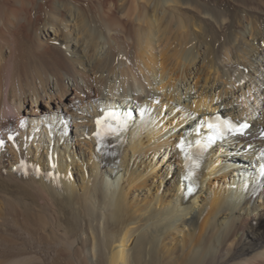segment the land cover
<instances>
[{"label":"bare ground","instance_id":"6f19581e","mask_svg":"<svg viewBox=\"0 0 264 264\" xmlns=\"http://www.w3.org/2000/svg\"><path fill=\"white\" fill-rule=\"evenodd\" d=\"M41 1L0 0V264H264V1L248 21L251 52L231 58L187 50V28L158 35L154 6L122 9L146 25L128 44L103 31L119 22L113 8L87 22L64 0ZM181 3L172 10L193 32L210 24L209 10ZM216 115L249 128L211 142ZM97 121L117 125L100 147ZM197 143L190 180L182 153ZM21 162L38 176L19 174ZM226 171L238 179L208 191Z\"/></svg>","mask_w":264,"mask_h":264},{"label":"rangeland","instance_id":"374dc122","mask_svg":"<svg viewBox=\"0 0 264 264\" xmlns=\"http://www.w3.org/2000/svg\"><path fill=\"white\" fill-rule=\"evenodd\" d=\"M65 2H67L71 7L73 8H78L79 11H81V14L83 15V17L86 19L87 22H91L92 19L93 20H97L99 19V13L97 12V10H104V12L108 11L109 9H112L113 8V14L109 17V18H112V19H115L114 22H118V23H114V24H111V26H109V28L103 26L102 28L103 31H111V28L113 29V32L111 31V33H114L116 34L118 37H120V41H122L123 43H128L129 44V38L132 36L133 34V30L132 29H137V31L140 33L142 30H145L146 28V25H143L139 22H133L131 23L130 22H127L126 21V16L125 15H122V13L124 11H122V9L125 10V8H130V7H140L142 8V10H146L148 7H156L160 10V13L156 16L157 18V22H156V29L158 30V35L159 34H171V36H177L179 35L181 32H183L182 34H185L184 31H187V29L192 32V35L194 36V40L191 41V44L189 43L187 46H186V49L187 50H191L192 52H196L199 53V49L197 46V43H198V46H200V48L202 46H204L205 48L209 49V50H212L210 52H213L211 53L212 56H215L216 53L217 55L219 56H222L223 58H231L233 57L234 55L236 54H240V53H250L251 52V45L249 44L250 43V39L254 36L252 34H255L254 30L252 29L254 27V22L251 19V16L253 13L251 12H259L261 9H262V2L264 0H64ZM171 1V2H170ZM195 1V2H194ZM230 1V2H229ZM236 1V2H234ZM239 1V2H238ZM247 1H251V2H247ZM262 1V2H261ZM41 2H44V0H42ZM120 2H122V4H120ZM148 2V3H147ZM168 2H170L168 4ZM180 2V3H179ZM181 2H184V3H190L189 5H191V7H194L195 9L197 10H200V9H207L209 10V14L211 16V20H210V24L209 25H202V26H199V27H196L197 28V32L194 30L193 32V29L191 28V24L189 25V23H191L190 21H192L193 18H190V14L189 13H186V14H178L176 12H174L172 9H175L178 8L179 6L182 5ZM130 3V4H129ZM243 3V4H242ZM261 3V4H260ZM129 4V5H128ZM138 4V5H137ZM145 4V5H144ZM177 4V5H176ZM221 4V5H220ZM227 4V5H226ZM253 6H252V5ZM256 4V5H254ZM121 5V7H120ZM132 5V6H131ZM168 5V6H167ZM216 5V6H215ZM198 6V7H197ZM245 6V7H244ZM101 7V8H100ZM250 7V8H249ZM168 8V9H167ZM181 8V7H179ZM86 9V10H85ZM119 9V10H118ZM164 9V10H163ZM246 9V10H245ZM84 10V11H83ZM162 10L165 11L164 15H162ZM248 11V12H247ZM91 12V13H90ZM122 12V13H121ZM218 12V13H217ZM247 12V13H246ZM47 13L51 14V10L49 9L47 11ZM216 13V14H215ZM102 14V13H101ZM124 14V13H123ZM198 14V13H196ZM232 14V15H231ZM250 14V15H249ZM143 15V16H142ZM161 15V16H160ZM216 17H215V16ZM217 15H220V16H223V17H220L219 19L217 18ZM102 16V15H101ZM105 17H107V14H104ZM125 18H124V17ZM136 16L137 15H133L132 19H136ZM198 16V15H197ZM196 16V17H197ZM236 16V17H235ZM59 19H61V22H65L67 20V16L65 13H61L59 16ZM87 17V18H86ZM103 17V16H102ZM141 18L145 17V14H141L140 16ZM151 17V16H150ZM161 17V18H160ZM227 17V18H226ZM239 17V19H238ZM246 17V18H245ZM248 17V18H247ZM104 18V17H103ZM122 18V19H121ZM124 18V19H123ZM155 18V17H154ZM166 18L169 20H171V22L168 24L167 22H163V20ZM171 18V19H170ZM174 18V19H173ZM235 18V19H234ZM237 18V19H236ZM245 18V19H244ZM89 19V20H88ZM148 19H149V16H148ZM188 19V20H187ZM213 19V20H212ZM224 19V20H223ZM176 20V21H175ZM187 20V21H186ZM214 20H215V24H214ZM219 20V21H218ZM223 20V21H222ZM246 20V22H245ZM175 23H174V22ZM217 21V22H216ZM226 21V22H225ZM236 21V23H235ZM250 24L252 25L253 24V27L249 30V22ZM126 22V23H125ZM177 22V23H176ZM188 22V23H187ZM223 22V24L221 23ZM232 22V23H231ZM159 23V25H158ZM167 24L169 26H165L164 25ZM181 23V25H180ZM185 23V24H184ZM227 23V24H226ZM231 23V24H230ZM116 24H117V27H116ZM119 24V25H118ZM219 24V25H218ZM236 24V25H235ZM113 25V27H112ZM140 25L143 27H140ZM164 25V26H163ZM172 25V26H171ZM177 25V27H176ZM217 25V27H216ZM239 25V26H237ZM115 26V27H114ZM159 26V27H158ZM186 26V27H185ZM207 26V28H206ZM224 27L221 28V27ZM231 26V27H230ZM235 26V27H234ZM247 26V27H246ZM120 27V28H118ZM173 28V27H176L174 29H166V28ZM205 27V28H204ZM219 27V28H218ZM118 28V29H117ZM145 28V29H144ZM159 28V29H158ZM178 28H183V30L181 29L178 30ZM187 28V29H186ZM211 30H210V29ZM230 28V29H229ZM241 28V29H240ZM90 29H92V33H94L93 30L96 31V29H94V26H90ZM115 29V30H114ZM124 29V31H123ZM166 31H164V30ZM202 29H204V31H202ZM210 31H209V30ZM239 29V30H238ZM245 29H246V32L249 33V31L251 32V36L250 35H245ZM248 29V30H247ZM41 30V29H40ZM253 30V31H251ZM109 31V32H110ZM172 33H171V32ZM180 31V32H179ZM208 31V32H207ZM222 31V32H221ZM165 32V33H164ZM237 32V33H236ZM254 32V33H253ZM103 35V32H101ZM120 33L122 35H120ZM144 32H142L143 34ZM190 33V32H188ZM120 36H119V35ZM181 34V35H182ZM204 34V35H202ZM207 34V35H206ZM230 34V35H229ZM243 36H242V35ZM126 35V36H125ZM134 35V34H133ZM156 35V34H155ZM191 35V36H192ZM236 35V36H235ZM238 35V36H237ZM144 36H146V33L145 35L143 34L141 37L143 38ZM170 36V35H169ZM170 36V37H171ZM192 36V37H193ZM197 36V37H196ZM235 36V37H233ZM157 37V36H156ZM196 37V39H195ZM242 37V39H240ZM145 38V37H144ZM244 38V39H243ZM123 39V40H122ZM247 39V41L245 40ZM233 40V41H232ZM125 41V42H124ZM243 43H242V42ZM237 42V43H236ZM193 43V44H192ZM239 43V44H238ZM248 43V45H247ZM177 44H179L178 42L174 43V47L177 46ZM220 44V45H219ZM242 44V46L240 45ZM245 44V45H244ZM191 45V47H190ZM193 45V46H192ZM211 45V46H210ZM257 45V44H255ZM235 46V47H234ZM243 49H242V48ZM250 47V48H249ZM182 48V49H181ZM230 48V49H229ZM235 48V49H234ZM178 51L181 50V52H185V54L187 53L186 49L184 47H178L177 48ZM224 49V50H223ZM229 49V50H228ZM241 49V50H240ZM226 50V51H225ZM245 50V52H244ZM224 51V52H223ZM231 51V53L229 54V52ZM235 51H239V52H235ZM227 52V54H226ZM224 53V54H222ZM235 53V54H234ZM247 53V54H248ZM214 54V55H213ZM226 54V55H225ZM231 55V56H230ZM209 58V63L211 62V57ZM227 56V57H226ZM264 65V61L262 63ZM241 68V69H240ZM239 69L242 73L244 74H248V69H245L243 70V67L241 66ZM264 69V68H263ZM258 79H256V86L257 84L259 85V83L261 82V78H259V80L257 81ZM193 82H196L197 84H201V81H200V75H198V77L194 78ZM134 91L136 93H140L139 89L137 87H135ZM254 93H252V97H253ZM131 97V96H128V98ZM251 102L254 103L253 99L251 100ZM134 113H136L135 115L138 116V113L136 111H134ZM164 116H167V113L162 112ZM135 118V117H134ZM168 121V123L166 124V122ZM170 121V122H169ZM172 120H170V117H167V119L165 120V125L168 126V127H172V123L171 122ZM240 123H248L245 119L243 122H240ZM250 124V123H248ZM70 130H72L73 132V128L70 127ZM262 136V137H261ZM262 138H263V135L261 134L260 135V140L262 141ZM75 138H73L74 140ZM232 139V138H231ZM75 143V141H74ZM249 147L251 146H248V149ZM79 150V149H78ZM76 149V151H78ZM80 151V150H79ZM84 151V150H82ZM246 151H242V153H240V158H237V157H234V160H233V163L234 164H237L240 168L242 167L241 164L243 163H248V161L246 160H242V157H243V153H246ZM223 158L222 159H225L224 158V155L222 156ZM161 159H158L156 160L157 163H160ZM167 161L164 160L162 165H160V172L166 167V163ZM228 162V163H227ZM253 163L252 164H255L254 160L252 161ZM230 164L231 162L230 161H227L226 162L224 161L223 164ZM167 168V167H166ZM236 168V167H235ZM157 170V171H158ZM228 171V169H227ZM227 171L224 173L225 175H218L217 177H213L211 178L208 182H207V189L208 191L211 190V191H217V189H220L221 187H223V183L221 181H223V177H226V179L228 181H231V178L233 177L234 179H238L237 175L236 176H233V174L231 173H227ZM237 171L235 170V174ZM172 172H170L171 174ZM227 174V175H226ZM148 184L146 185H150V193L153 194L155 189L157 188V186H159V178L156 177L154 174L151 176V177H148ZM216 181V182H215ZM213 182V183H212ZM162 185L164 186L165 185V180L162 181Z\"/></svg>","mask_w":264,"mask_h":264},{"label":"snow or ice","instance_id":"6c2138e0","mask_svg":"<svg viewBox=\"0 0 264 264\" xmlns=\"http://www.w3.org/2000/svg\"><path fill=\"white\" fill-rule=\"evenodd\" d=\"M97 124H100V121H97ZM210 127H214V125H209ZM109 130H111V129H109ZM180 147H182V146H180ZM262 175H264V166H262V173H261Z\"/></svg>","mask_w":264,"mask_h":264}]
</instances>
